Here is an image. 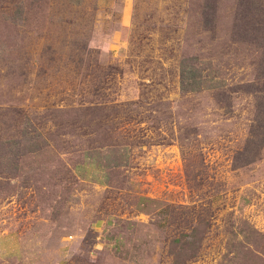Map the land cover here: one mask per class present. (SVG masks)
<instances>
[{"label": "rangeland", "instance_id": "rangeland-1", "mask_svg": "<svg viewBox=\"0 0 264 264\" xmlns=\"http://www.w3.org/2000/svg\"><path fill=\"white\" fill-rule=\"evenodd\" d=\"M257 1L0 0V264H264Z\"/></svg>", "mask_w": 264, "mask_h": 264}, {"label": "trees", "instance_id": "trees-1", "mask_svg": "<svg viewBox=\"0 0 264 264\" xmlns=\"http://www.w3.org/2000/svg\"><path fill=\"white\" fill-rule=\"evenodd\" d=\"M259 2L257 0H252V3L249 8H251V15H253L255 12L252 11V8L257 10L256 3ZM242 3V1H241ZM251 23L253 27H262L261 25L257 26L254 23V20L251 19ZM180 76H181V88L183 90H198L200 89L197 87L198 81V69L190 64L188 59H183L181 62V70H180ZM193 83L191 84L190 83ZM264 91V89L262 90ZM264 100L259 103V112L257 118V123L253 126V132L252 136L247 142L246 150V158L248 160L246 161H253L255 159V151L259 147V145L264 144Z\"/></svg>", "mask_w": 264, "mask_h": 264}, {"label": "crops", "instance_id": "crops-1", "mask_svg": "<svg viewBox=\"0 0 264 264\" xmlns=\"http://www.w3.org/2000/svg\"><path fill=\"white\" fill-rule=\"evenodd\" d=\"M98 159L93 158L89 160V158L84 159L83 161L77 163L75 165V172L79 175L83 180H89L91 182H95L97 184L106 185L108 182V174L103 170L105 168V164H109L107 161L109 158L106 157H98Z\"/></svg>", "mask_w": 264, "mask_h": 264}]
</instances>
